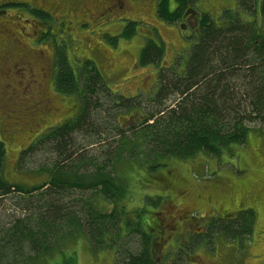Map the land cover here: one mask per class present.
I'll return each mask as SVG.
<instances>
[{"label":"rangeland","instance_id":"rangeland-1","mask_svg":"<svg viewBox=\"0 0 264 264\" xmlns=\"http://www.w3.org/2000/svg\"><path fill=\"white\" fill-rule=\"evenodd\" d=\"M155 1L30 0L35 7L36 2L49 6L53 17L45 20L37 14L28 15L20 4L0 7L7 13L0 16V140L6 147V180L38 188L49 182L56 168L79 164V159L85 174L110 165L111 153L119 143L118 129L134 126L136 119L132 117L136 113L145 116L157 109L166 112L181 101V95L172 93L160 101L150 97L158 89L162 70L183 71L186 67L187 50L195 42L192 29L198 20L191 14L197 9L200 15L207 13L218 24L226 25L233 13L242 10L237 0H195L188 16L169 23L158 18L157 6L161 2ZM169 1L173 11L177 0ZM240 12L235 14L236 19L255 20L252 11ZM130 22L136 23L135 34L127 38L122 33ZM148 40L165 47L164 58L155 62L157 66L154 62L150 66L139 64L140 52ZM64 60L75 74L86 73L85 63L91 61L106 87L123 97L125 105L133 96L141 97L129 110L115 106L109 92L108 97L102 92L96 95V104L93 101L88 107L86 123L90 130L77 126L71 131L70 142L63 144L74 153V162L63 161L58 150L61 145L53 141L65 122L76 123L84 112L79 98L62 95L55 88L62 74L58 62ZM245 75L242 72L227 80L232 91L240 93L232 104L245 111L246 120L242 122L250 128L245 145L234 144L220 157L201 153L186 160L169 158L155 167L140 163L119 166L116 171L122 168L121 175L127 179L131 193V199L124 203L128 210L124 223L134 224L140 212L142 225L126 231L116 244H110L112 248L94 249L96 245L86 226L85 213L90 204L102 213L114 210L100 190L65 192L60 205L64 212L79 218L82 229L77 230L68 215L64 216L63 230L52 233L51 240H47L56 245L54 238L62 233V245L25 264H126L129 256L140 253L146 242L145 231L155 235V264H173L174 259V264H264V122H250L255 116L248 114L251 103L242 97L249 92ZM116 103H122L119 96ZM23 152H27L25 156ZM107 170L114 173L112 165ZM50 189L51 186L28 196L16 191L0 198V243L7 229L20 221L38 229L40 212L44 213L54 200V196H48ZM239 211L252 213L253 218H245L247 226L240 235L211 232L216 224L235 222ZM173 216L183 218L172 228L175 232L163 234L159 219L166 220L168 228ZM22 247L17 257L23 259L16 260L14 254H9V260L15 258L12 262L16 260L17 264L30 261L33 250L25 244Z\"/></svg>","mask_w":264,"mask_h":264},{"label":"trees","instance_id":"trees-1","mask_svg":"<svg viewBox=\"0 0 264 264\" xmlns=\"http://www.w3.org/2000/svg\"><path fill=\"white\" fill-rule=\"evenodd\" d=\"M169 3V0H161L157 6V16L160 20L173 23L181 20L189 6L195 5V0H177L178 5L173 11L169 8ZM236 3L242 6L240 8L242 10L230 16L229 24H218L207 13L199 16L195 30L192 29L191 38L195 42L187 50L189 54L186 57V67L183 71L179 69H172L173 72L166 69L160 71L157 81L158 89L155 95L150 97L152 101H160L172 93L181 95V101L174 108H167L166 112L157 109L145 116L136 113L132 117L133 120L136 119L134 126L118 129L119 143L114 147L110 159V165L114 171L112 174L107 170L110 165L99 167L92 174H85L87 171L83 172L80 169V159L79 164L74 162L76 160L74 153L63 144L70 142L71 131L77 130V126L82 127L79 128V126V129L90 130L89 122L86 123L89 116L88 107L93 101L96 104V95L100 92L106 97L109 92L108 95L119 108L129 109L134 100L141 97L133 96V99L127 101L128 105H125L123 97L106 87V81L91 61L85 63L88 70L82 74H75L65 60L58 62L62 74L58 76L55 83L56 90L62 95L79 98L84 111L75 120L76 123L65 122L61 133H58L55 139L52 138L61 145L58 148L61 159L74 163L70 167L56 168L51 173L49 182L38 188H25L19 184H12L4 178L6 147L0 140V198L16 191L28 196L49 186L51 189L48 196H54V200L51 201L52 203L49 202L45 212H40L38 229L35 230V227L25 220L7 229L0 243V264H17L16 260L23 259L17 257L23 244L33 250L34 256L30 257V261L27 259L18 264L31 263L41 258L44 252L61 246V243L65 241L60 237L62 233L54 238L56 245L50 244L47 240H51L52 233L63 230L62 219L66 215L72 225L75 223L77 230L82 229L79 218L72 212H64L63 206L60 205L61 198L72 189L100 190L104 200H107L114 208L110 213H102L96 209L95 205L90 204L89 210L85 213L87 230L91 235L90 240L96 245L94 249L96 247L98 249L112 248L110 244H116V240L126 235V231H134V225L137 226L136 229H139L142 225L140 212L132 221L134 224L129 221L124 223V216L128 213L124 203L131 199V193L127 179L121 175L122 168L116 171L119 166L140 163L155 167L165 163L169 158L186 160L201 153L220 157L223 152H229L234 144L241 146L246 144L250 128L242 122L246 120L245 111L235 109L232 104L240 93L232 91L227 80L242 72L247 73L245 77L249 81V92L243 93L242 97L244 100L248 98L251 103L252 111L248 114L251 118L254 114L255 119L250 122L257 119L264 122V0H237ZM250 11L254 15V21L236 19V13L247 14ZM135 26V22H130L122 36L130 38L134 35ZM146 42L140 52L139 64L150 66L154 62L157 66L155 62L158 63L162 57L164 58L165 47L154 40ZM118 96L122 102L119 105L116 103ZM31 151L33 148L27 152ZM26 153L23 152L22 156ZM247 211H239L235 222H230L228 225L216 224L211 232H221L225 235L228 231L230 236L240 235L247 226L245 218L249 215L253 221L252 213ZM147 232H144L143 239L146 242L140 248V253L129 256L126 264H155L153 258L155 235L153 232ZM9 254H14L15 262H12L15 258L9 260ZM4 258L6 261H2Z\"/></svg>","mask_w":264,"mask_h":264},{"label":"flooded vegetation","instance_id":"flooded-vegetation-1","mask_svg":"<svg viewBox=\"0 0 264 264\" xmlns=\"http://www.w3.org/2000/svg\"><path fill=\"white\" fill-rule=\"evenodd\" d=\"M32 2H33V0H31ZM155 1V0H154ZM29 2H30V0H0V7L1 6H8V5H10V4H14V5H21V6H23L24 7V9H26L27 10V13H28V15L29 14H37V15H40L39 17L40 18H42V19H52V17H53V14H50V12H49V6L48 7H44V6H42L43 5V3H39V2H36L35 4H37L36 5V7L35 6H32V5H30L29 4ZM156 2V1H155ZM159 2H161V0L159 1ZM160 3H158V5H159ZM189 11H192V10H190V9H187V11H185L184 12V14H183V16H182V18L184 17V16H188V12ZM196 11H197V9H196ZM193 12V14H191L192 16H194V18H196V19H199V16H201L200 14H199V12L197 11V12ZM64 12V11H63ZM5 14H7L6 12H4V11H2L1 10V8H0V16L2 17L3 15H5ZM27 15V14H26ZM195 15H198V16H195ZM186 21H188V20H186ZM198 21V20H197ZM25 23H28V21L27 20H25ZM41 25V24H40ZM41 26H44V25H41ZM31 28H33V27H31ZM195 28H196V26L193 28V30H195ZM190 29H192V28H190ZM163 214V213H162ZM182 218L183 217H177V216H173L170 220H169V222H168V228H167V226H166V224H164L165 222H166V220H164L163 219V221H161L160 222V219H159V228H160V230L162 229V230H164V233L163 234H165V233H167V232H169V231H171L172 230V228L175 226V224L179 221V219H181L182 220ZM185 220V219H184ZM161 223H163V226L161 225ZM170 227V228H169ZM172 232H175V231H171V233ZM176 261V259H174L173 260V264H174V262Z\"/></svg>","mask_w":264,"mask_h":264},{"label":"bare ground","instance_id":"bare-ground-1","mask_svg":"<svg viewBox=\"0 0 264 264\" xmlns=\"http://www.w3.org/2000/svg\"><path fill=\"white\" fill-rule=\"evenodd\" d=\"M100 70V69H99ZM154 223V222H153Z\"/></svg>","mask_w":264,"mask_h":264}]
</instances>
